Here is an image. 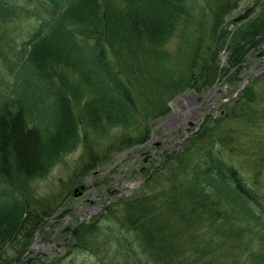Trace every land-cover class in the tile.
Instances as JSON below:
<instances>
[{"label":"trees","instance_id":"trees-1","mask_svg":"<svg viewBox=\"0 0 264 264\" xmlns=\"http://www.w3.org/2000/svg\"><path fill=\"white\" fill-rule=\"evenodd\" d=\"M244 1L0 0V16L36 22L0 37V264L42 263L24 257L58 211L35 182L63 156L82 145L76 174H89L147 143L178 95L238 83L264 59V0L242 14ZM225 108L244 133L210 126L166 153L145 193L65 228L69 254L115 241L123 264H264V72Z\"/></svg>","mask_w":264,"mask_h":264},{"label":"rangeland","instance_id":"rangeland-1","mask_svg":"<svg viewBox=\"0 0 264 264\" xmlns=\"http://www.w3.org/2000/svg\"><path fill=\"white\" fill-rule=\"evenodd\" d=\"M106 1L109 3H105ZM102 2L117 6L122 4V0H102ZM254 2L255 0H245L237 12L245 14L248 6ZM35 26L36 22L33 20L2 14L0 37L8 39L24 36L33 31ZM180 30L181 26L175 29L172 40L167 46L173 52L177 51L179 43L177 35ZM227 57L228 53H221L223 63ZM261 72H264V59L254 62L252 66L247 65L242 71L243 80L238 83L230 84L223 80L209 89H201V91L190 89L178 95L168 103L170 110L166 115L148 121L150 138L147 143L121 149L119 152L113 151L109 163L98 165L89 174L82 172L80 176L76 174L80 173L77 169L83 154L82 145L74 153L63 156L46 178L35 182L38 192L51 199L58 212L55 219L47 224L46 236L38 232L39 238L34 239L24 259L29 261L37 258L38 262L42 261L41 264L59 262L61 257L65 259L62 264H67L73 259L74 264H82L83 261H86V264H123V258L115 256V241L111 242L112 247H109V252L85 251L70 255L71 237H67L65 228H74L79 222H90L103 210V208L99 209L101 203H110L122 197H134L145 193L143 184L147 173L161 166L166 153L180 151L204 128L222 125L220 133L225 129L244 133L243 124L228 118L229 111L225 107L236 97L234 95L238 94L244 83L248 81V85L252 76ZM181 95H187L188 98L180 97ZM238 163L244 164L240 161ZM244 168L249 174L248 166ZM64 209H70L69 214L63 215ZM58 215L62 216L57 218ZM101 225L103 223H99V226ZM9 254L14 255L12 252ZM242 255L247 257L246 254Z\"/></svg>","mask_w":264,"mask_h":264},{"label":"water","instance_id":"water-1","mask_svg":"<svg viewBox=\"0 0 264 264\" xmlns=\"http://www.w3.org/2000/svg\"><path fill=\"white\" fill-rule=\"evenodd\" d=\"M247 83H248V81L242 85V88H244L245 85H246ZM242 88H241V89H242ZM194 94H195V93H194ZM180 97H187V98H188L187 95H181ZM178 100H179V98H178ZM193 101L195 102V100H193ZM102 206H103V205H102Z\"/></svg>","mask_w":264,"mask_h":264},{"label":"flooded vegetation","instance_id":"flooded-vegetation-1","mask_svg":"<svg viewBox=\"0 0 264 264\" xmlns=\"http://www.w3.org/2000/svg\"><path fill=\"white\" fill-rule=\"evenodd\" d=\"M91 204L94 206V204L91 202ZM92 210H94V207H92Z\"/></svg>","mask_w":264,"mask_h":264},{"label":"bare ground","instance_id":"bare-ground-1","mask_svg":"<svg viewBox=\"0 0 264 264\" xmlns=\"http://www.w3.org/2000/svg\"><path fill=\"white\" fill-rule=\"evenodd\" d=\"M190 100V99H189Z\"/></svg>","mask_w":264,"mask_h":264}]
</instances>
